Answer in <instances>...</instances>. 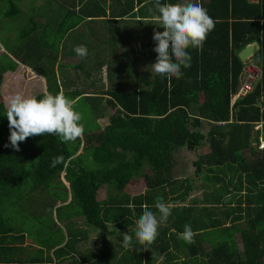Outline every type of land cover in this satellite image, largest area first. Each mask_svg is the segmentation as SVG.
Listing matches in <instances>:
<instances>
[{
	"label": "trees",
	"instance_id": "1",
	"mask_svg": "<svg viewBox=\"0 0 264 264\" xmlns=\"http://www.w3.org/2000/svg\"><path fill=\"white\" fill-rule=\"evenodd\" d=\"M36 1L0 0V28L10 22L9 18L11 21L21 16L29 18L27 28L19 31L18 40L11 43L18 44L10 45L8 56L0 57V84L5 72L12 73L23 65L31 67L45 77L47 92L62 93L76 104L80 99L84 105L90 104L88 118L93 124L90 127L86 124L83 137L73 143H62L58 136L46 134L27 138L16 151L9 140L7 107L0 102V196L24 183L32 189H41V195H37L35 201H41L44 207L49 192L57 189L48 205L49 220L53 225L52 210L56 201L64 202L67 198L63 172L69 183L70 200L61 208L74 207L76 213L83 214L89 226L114 235L120 242H123V235L128 234L126 229L134 234L133 253L124 264H140L144 248L135 237V221L142 215L144 204L159 218L155 202L161 197L173 207L167 222L158 228L159 235L151 249H145V264H154L161 255L165 259L160 264H264V148L261 156L255 159L248 160L244 156L246 149L253 153L251 139L258 141L260 133L264 139V96L262 111L253 105L260 97V83L253 92L235 103L239 109L235 107L234 114L239 121L216 123L227 120L230 115V90L235 89L243 66L236 55L237 50L250 40L259 39L263 33L260 41L264 53V22L259 21L264 20V0L257 3L248 0H160L161 4L200 3L215 21V29L208 35L202 50L188 49L191 67L181 68L183 76L180 79L173 78L170 83L166 78L161 79L152 67L158 55L154 51L157 42L153 36L164 29L159 24L156 29L145 27V47L131 49L132 53L137 52L131 57L134 65L140 62L139 57L145 49L147 54L143 57L147 61L144 60L143 73L134 75L132 85L125 81L123 87H115L116 82L109 72L106 77L109 88L92 89L95 91L75 88L77 85L71 78L67 80L62 69L56 73L58 68L67 66L57 61L58 53L62 54L64 48L73 50L66 44L69 33L75 37V28L84 22L90 26L86 36L78 33L77 38H82L81 45L96 49L92 57L94 64L90 66L81 59L73 67L82 72L101 69L109 55L117 56L115 49L118 46L114 47V42H100L102 46L93 44L90 22L96 23V18L106 17L110 12V16L119 21L138 6L140 17L145 9V17H152V24H156L155 17L159 14L155 8L156 0H111L109 3L108 0H59V12L54 18L57 23L44 20V15L37 21L34 18L36 12L32 15L23 12L22 8L32 11ZM102 23L104 20H100L104 27ZM146 23L148 26L151 22ZM84 78L86 80L87 76ZM44 92L40 91L34 97L41 99ZM76 104L75 110L79 112ZM106 106L112 107L108 116L105 115ZM99 117H108L103 128L97 122ZM202 119L214 122L206 133L199 129ZM256 122H262L261 129L253 132ZM183 147L195 154L203 147L208 149L192 160L200 183L195 184L192 176L175 178L171 174L174 151ZM61 155L67 163L50 167L53 157ZM133 176H142L146 189L131 199L123 189ZM52 182L55 187L50 186ZM102 184L112 191L101 204L96 200V191ZM198 188L203 190L201 197H191L193 204H190V195ZM115 191L121 197H115L112 194ZM233 200L234 206L229 207L228 203ZM199 203L201 205H197ZM60 207L56 208L58 218L67 214L60 215ZM211 212L213 218H208L207 213ZM225 217L230 219V226L223 225ZM6 222L0 212V235L13 232L24 238V230L14 229ZM108 222L113 225L109 226ZM185 224L197 233L192 244L177 237L184 231ZM235 230L239 232L241 245L234 238ZM49 232L51 229L45 237L38 238L40 257L29 258L26 264H47L52 260L49 256L45 260L42 257L43 247L50 239ZM75 241L76 238L69 234L66 243L54 249V257L69 256V250L75 249ZM102 250L104 257L105 249ZM82 256L89 258L86 254Z\"/></svg>",
	"mask_w": 264,
	"mask_h": 264
},
{
	"label": "rangeland",
	"instance_id": "2",
	"mask_svg": "<svg viewBox=\"0 0 264 264\" xmlns=\"http://www.w3.org/2000/svg\"><path fill=\"white\" fill-rule=\"evenodd\" d=\"M49 0H37L35 3V8L28 12L26 9H23L24 13H29L32 15L33 13L36 12L35 19L39 21V18L41 15H44L46 17H43L44 20H52L53 23H57L58 20H54V18L57 17L58 14V3L53 0H51V5H46L48 4ZM108 3L111 2V0L107 1ZM107 5V4H106ZM37 6V7H36ZM105 6V5H104ZM23 7V6H22ZM25 15V14H24ZM41 20V19H40ZM97 22H90L91 28H93V31L95 30L94 25H100V19L96 18ZM154 19H149L146 20L143 18L142 22L149 21L148 28L156 29L158 28V23L152 24V21ZM10 22H7L3 25V27L0 28V57H5L9 53L8 50H11L10 45H16V44H11L14 41L18 40V32L23 30L24 28H27L29 24V18L25 16L19 17L17 20L11 21V18H9ZM90 20H87V22ZM48 24V22H47ZM138 22L132 21L130 23H126L123 25L125 27L122 30H127L128 28L135 29L137 26ZM141 25V22H140ZM147 25V23H146ZM53 26V25H52ZM90 26L86 25V23H82L79 27L75 28V37H73V33H69L68 38H66L67 42L66 44L69 45L70 47H73L74 49L77 46H81L79 41H81L82 38H77L78 33H80L82 36L88 33ZM113 28V27H112ZM101 31V34H103L104 38L109 40V44L114 42V47H117L115 49V57L114 55H109V58L105 59V64L97 70H87L83 71L80 70L79 68L73 67L75 64L80 60L84 59V62L88 65H93L95 61L94 58H92L96 53L94 51L96 50L95 48H92L90 45H86L85 47L88 50V54L85 57H80L76 54L75 51L69 52L72 49L69 48H64V50L68 53L62 52V54L58 53V62L64 63L67 66L64 68H58L56 70V73L59 72L61 69L64 71L67 80L71 78L73 82L77 85L75 86L80 88L82 91H95L98 87L99 88H106L110 85L109 78L106 80L107 74L110 72V78L116 82V86H124L125 81H129V85H132V80L135 79V76H138L139 74L142 73L143 68H145V57H139L140 62L137 65H134V61L132 60L131 57H135L133 53H136L133 51L132 53V47L139 46V47H145V45H141L139 42H128L127 36L124 37V40L126 41L124 47H119V39L113 36L112 34V39L111 35H109V31L106 28L99 29ZM122 30H119L120 34L123 35ZM73 32V31H72ZM146 32V30H145ZM16 34V35H15ZM86 36V35H85ZM116 39L113 40V39ZM118 39V41H117ZM112 40V41H111ZM118 42V43H117ZM147 42V38L145 37V43ZM20 43V42H19ZM95 44V43H93ZM112 48V47H111ZM94 49V50H93ZM91 51V52H90ZM147 53L144 49L142 52V56H145ZM91 55V56H89ZM8 56V55H7ZM113 60V62L110 64L109 61ZM147 61V60H145ZM110 64V65H109ZM34 70L26 65L19 66L16 68V70L12 73H7L5 72L2 76V82L0 84V102L4 103L6 107H8V102L10 98L17 94V93H23L25 96L28 97H33L35 94L39 93L41 90L45 91V79L44 77H41V75H38L39 73L33 72ZM115 73V75H114ZM84 76H87V79L85 80ZM129 79V80H128ZM90 83H93L92 85ZM95 89V90H92ZM106 97V96H104ZM106 99V98H105ZM85 103H81V99L78 101L76 104V109L79 110V112L83 116V124L84 126L87 124V126L90 127V125L93 124V120H90L88 118L89 115V110L88 108L90 107V104L84 105ZM103 105H105L103 103ZM112 107L106 106V113L105 115L108 116L112 112ZM106 119V118H105ZM101 127L105 126V124L108 123V119L106 122L102 125ZM207 125H204L201 130L206 131ZM80 151V150H79ZM208 149L203 147L201 150H198V153H203L207 152ZM245 152V151H244ZM198 153L195 154V152L187 149L186 147L180 148L178 150L174 151V164H176V169L173 171V174L175 177H177V173L180 172L179 178H183L186 175L190 174L193 178L194 183H200V179H197V176L194 174L193 169L194 166L192 165V160H195L196 157L198 156ZM255 153L260 154L259 151L255 150ZM88 160V159H87ZM90 162H93V160H88ZM148 172V168H146ZM193 172V173H191ZM135 177L133 179V182L136 181L139 184L142 185L144 178L142 176H133ZM198 181V182H197ZM64 188L69 189V183L65 180L62 179ZM55 182L51 183V187L54 186ZM33 190V191H32ZM41 189L35 190L32 189L28 184H22L20 187L17 188H11L7 191V193L4 196H0V212L3 215L4 219L7 221L6 224L14 229H20L24 230L29 233L27 236L28 238H43L46 236V232L50 229L52 226L51 220H49V207L48 205L51 204L52 202V195L54 194L57 189H52L53 191H50L49 197L46 198V201L48 200L47 203H45V206L43 207L40 202H36L37 198L39 195H41ZM129 191H131L129 189ZM47 192V191H43ZM42 192V193H43ZM105 192V189L101 192H99L100 195H103ZM195 192H198L199 194L202 192L200 191V188L195 189ZM38 195V196H37ZM36 200V201H35ZM42 200V199H39ZM68 208H61L59 210L60 215H63L66 213ZM56 217H59V213H53L52 210V218L55 219ZM60 232H63V228L59 227ZM90 230V234L94 237V234H92ZM45 232V233H44ZM60 232H58V235H60ZM235 233H239L238 231L235 230ZM98 240L101 241H106L108 243H112V237L110 235L106 234H99L97 236Z\"/></svg>",
	"mask_w": 264,
	"mask_h": 264
},
{
	"label": "clouds",
	"instance_id": "3",
	"mask_svg": "<svg viewBox=\"0 0 264 264\" xmlns=\"http://www.w3.org/2000/svg\"><path fill=\"white\" fill-rule=\"evenodd\" d=\"M155 8L159 13L155 19L164 31L154 33L153 39L157 42L154 51L158 55L152 67L161 79L166 78L170 83L173 78H182V67H191L192 57L188 49L202 50L208 35L215 29V21L200 3L161 4L160 0H156ZM75 52L80 57L88 54L83 45L77 46ZM75 104V100L62 93L53 95L45 91L41 99L23 93L13 95L6 114L11 146L19 151V144L27 138L46 134L58 136L62 143H73L82 138L85 132L83 116L75 110ZM65 163L64 156H56L50 167ZM142 207L143 213L136 221L135 237L145 250L151 249L159 235L158 228L167 222L173 205L157 197L155 208L160 214L159 218L147 204ZM196 235L191 226L185 224L184 231L178 233L177 237L192 244ZM131 245L132 236L124 234L123 246L130 248ZM164 259V255L159 258L160 262Z\"/></svg>",
	"mask_w": 264,
	"mask_h": 264
},
{
	"label": "crops",
	"instance_id": "4",
	"mask_svg": "<svg viewBox=\"0 0 264 264\" xmlns=\"http://www.w3.org/2000/svg\"><path fill=\"white\" fill-rule=\"evenodd\" d=\"M53 1L58 2L59 0H53ZM83 1H85V0H83ZM248 1L250 3H257L259 0H248ZM45 2H46V0H45ZM48 5H51V2ZM22 9H26V8H22ZM110 15H112L111 12L108 13V16L99 18L100 20H104V23H102V24H104L106 27L105 26L102 27L101 25L95 27V30L93 31L92 40L94 41V43L96 45L102 46V44L100 42L106 43L109 41V40L107 41V39L104 38L103 34H101V31L99 30V29H103V28L108 29L109 35H111V39H112V34L115 35L118 33V35H120L119 36L120 38H118L119 39V45H123V46L125 45L126 41L124 40V37H126V36H127L128 42L129 41L132 43L133 42H139L141 45H145V27L147 28L148 26L145 25V22H142V21H143V18H145L146 20L152 19V17H150V18L145 17V9H142V13H141V17H140V13L138 11V6H136L134 8V10L131 12V14L130 13L127 14L128 15V16L126 15L127 17L123 16V19L119 20V21H117V19L115 17H111ZM87 20H89V18H86V21ZM132 21L138 22L135 29L131 30V28H128L127 30H122L125 28V27H123L124 24L130 23ZM259 21H260V23L264 22L263 18L259 19ZM140 22H141V25H140ZM119 30H122L123 35L120 34ZM262 34L263 33L260 34L259 39H252L245 46H243L237 50L236 55L239 58V60L243 63V66H242V68L238 74V82H237L235 89L230 90V95H229L230 115L227 118V120L218 121V122H216L217 124L223 125L225 122L234 123V122L239 121L234 114L235 107H236V110H238L239 107L234 106V105L238 100L243 98L246 94L253 92L255 86H257L258 83H260L259 84L260 85V89H259V91H260L259 96L260 97L257 101L254 102L253 105H257L260 108V111H262V109H263V105H262L263 102L262 101H263V96H264V87H261L264 84V79H263V76H264V53L261 52V41H260L261 38H263ZM121 40H123L124 42ZM120 41L124 44H121ZM249 45H252L253 48L256 50V52H255V54L250 56L248 59H245L243 61L240 59L239 53L244 48L248 47ZM73 51H75L74 48H73V50H70L69 52H73ZM63 52H64V54H63L64 57H66L65 53L66 54H68V53L65 50H63ZM141 57H143V56L141 55ZM132 60L134 61L133 58H132ZM80 61H81V59L78 62H80ZM250 61H256L257 62L259 70H260L259 75L250 81L251 84H250L249 89H247L245 92H240L242 85L246 81V72L244 70V67ZM34 71H36V70H34ZM36 73H39V72L36 71ZM142 73H143V71H142ZM57 74H58V72H57ZM38 75H41V77H44L40 73ZM44 79H45V77H44ZM45 81H46V79H45ZM45 91H46V82H45ZM248 107H250V106H248ZM107 119H108V117H99L97 119V122L101 126L100 121L102 122V125H103ZM212 123H214V122L210 121V120L202 119L201 120V126L199 127L200 131L202 133H206V131L210 128ZM204 125H207L206 131L201 130V128ZM253 125H254V127H253L252 131L255 132L256 130L261 129L262 122H256ZM103 127L104 126H102L101 128H103ZM250 143L252 145L254 154L251 153V150L249 151L248 149H246L244 152V156L248 160L255 159L257 156H261V151L264 148V139L261 136V133L258 137V141L251 139ZM255 150L259 151L260 154L255 153ZM176 164L177 163L174 164V167L172 168V171H171V174L173 176H174L173 171L176 169ZM193 172L195 174V167L193 169ZM193 172H191V173H193ZM180 176H182V175H180V172H179V173H177V177H175V176L174 177L179 178ZM186 176H191V175L188 174ZM138 177H140V176H138ZM134 178L135 177L131 178V180L127 183V185L123 189V191L128 196H130L131 199L134 195L142 193L146 189L145 180H142L143 183L141 185L136 181L133 182ZM62 179L65 180L63 172H62ZM104 189H105L104 194L100 195L99 192L103 191ZM129 189L131 191H129ZM66 191H67L66 200L64 202L57 200L55 205H54V208H53V213H56L57 207H60L63 204H66L69 202V200H70V189L67 190V188H66ZM111 191H112V189L107 187L106 184H102L96 191V200L102 204L104 201H106L108 199V192H111ZM112 194H115L114 195L115 197H117V196L121 197V195L118 194L116 191L113 192ZM201 194L202 193L199 194L198 192H195V190H194L193 193H191V195H190V204H193L191 197H193V198L195 196L201 197ZM47 202H48V200H47ZM234 204H235V201L233 200L231 203H228V206L232 207V206H234ZM197 205H201V203H199ZM64 208H66V207H64ZM66 213L67 214L63 215L62 218L56 217L55 219H53L54 223L50 228L51 232H49L50 233V235H49L50 239L49 240H47V238L45 239L49 242H48V245H45L43 247V249H44L43 256H42L43 260H45L48 256L52 259L50 262H47V264H68V262H72L75 264H88V263H92V264H96V263L116 264L117 262H121L120 264H124L126 260L128 261L129 256H131V254L133 253V249H134L133 246L130 248H125L123 246V242H120L121 240L118 238L116 239L114 235H111V234L104 232L103 230L95 228L93 226H89L85 222L83 214L80 212L76 213L74 210V207L68 208ZM207 217L213 218V213L212 212L209 214L207 213ZM135 223H136V221H135ZM108 225L112 226L113 223L108 222ZM223 225L224 226H230L231 225V221L228 217L224 218ZM59 227L63 228V232H60ZM90 230H92L91 232H92V234H94V237L90 234ZM82 231H85V234H83ZM58 232H60V235H58ZM101 233L106 234V235H110L112 237L113 242L110 244L106 241H101V240L96 239L97 236ZM126 233L132 234L131 230H128V229H126ZM25 234L26 235L24 236L23 239L16 236V234L13 232H10V233L5 234V235H0V264H26V262L28 261L29 258H33L36 256V258L38 259L40 257V252L38 250L40 248V246L38 244V242H39L38 238H36V237L28 238L27 236L29 234H27V232H25ZM69 234L72 235V237L74 236L76 238V241H75L76 243L74 245V248L76 250L75 249H74V251L69 250L70 251L69 256H63V257L55 258L53 255L54 249L58 248L60 246H63L66 243V241L68 240ZM132 237H134V234H132ZM234 238H236V240L238 241V245H241L239 233H235ZM50 240H52V241H50ZM49 245L50 246L52 245V246L50 247ZM102 249H105L104 250V252H105L104 257L101 255V252L103 251ZM172 250H174V254H175L176 250L174 247H172ZM84 254H86V256H88L89 258L83 259L84 257L82 255H84ZM159 258L156 260V262L154 264H160L161 263ZM75 260H77V262H75ZM145 260L146 259H145V250H144L142 253V256H140V264H145ZM39 264H44V263L39 262Z\"/></svg>",
	"mask_w": 264,
	"mask_h": 264
},
{
	"label": "built area",
	"instance_id": "5",
	"mask_svg": "<svg viewBox=\"0 0 264 264\" xmlns=\"http://www.w3.org/2000/svg\"><path fill=\"white\" fill-rule=\"evenodd\" d=\"M244 70L246 72V81L242 85L240 92H245L250 88L251 80L259 75V67L256 61H250L245 65Z\"/></svg>",
	"mask_w": 264,
	"mask_h": 264
},
{
	"label": "water",
	"instance_id": "6",
	"mask_svg": "<svg viewBox=\"0 0 264 264\" xmlns=\"http://www.w3.org/2000/svg\"><path fill=\"white\" fill-rule=\"evenodd\" d=\"M257 45V44H256ZM256 50L253 48L252 45H249L248 47L244 48L240 53L239 57L241 60L248 59L250 56L255 54Z\"/></svg>",
	"mask_w": 264,
	"mask_h": 264
},
{
	"label": "bare ground",
	"instance_id": "7",
	"mask_svg": "<svg viewBox=\"0 0 264 264\" xmlns=\"http://www.w3.org/2000/svg\"><path fill=\"white\" fill-rule=\"evenodd\" d=\"M58 256V255H57Z\"/></svg>",
	"mask_w": 264,
	"mask_h": 264
}]
</instances>
